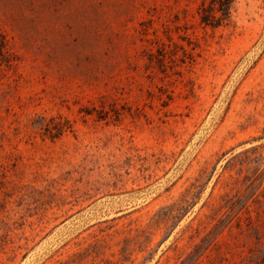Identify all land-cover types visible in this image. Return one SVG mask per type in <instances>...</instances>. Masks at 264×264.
<instances>
[{
	"label": "rangeland",
	"instance_id": "obj_1",
	"mask_svg": "<svg viewBox=\"0 0 264 264\" xmlns=\"http://www.w3.org/2000/svg\"><path fill=\"white\" fill-rule=\"evenodd\" d=\"M0 0V264H264V0Z\"/></svg>",
	"mask_w": 264,
	"mask_h": 264
},
{
	"label": "trees",
	"instance_id": "obj_2",
	"mask_svg": "<svg viewBox=\"0 0 264 264\" xmlns=\"http://www.w3.org/2000/svg\"><path fill=\"white\" fill-rule=\"evenodd\" d=\"M234 0H209L200 7V20L206 24L217 26L230 19Z\"/></svg>",
	"mask_w": 264,
	"mask_h": 264
}]
</instances>
